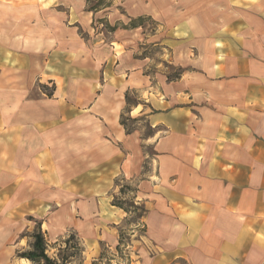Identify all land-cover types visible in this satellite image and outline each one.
Returning a JSON list of instances; mask_svg holds the SVG:
<instances>
[{"label": "crops", "instance_id": "crops-1", "mask_svg": "<svg viewBox=\"0 0 264 264\" xmlns=\"http://www.w3.org/2000/svg\"><path fill=\"white\" fill-rule=\"evenodd\" d=\"M124 183L126 264H264V0H0V264H89Z\"/></svg>", "mask_w": 264, "mask_h": 264}, {"label": "trees", "instance_id": "trees-1", "mask_svg": "<svg viewBox=\"0 0 264 264\" xmlns=\"http://www.w3.org/2000/svg\"><path fill=\"white\" fill-rule=\"evenodd\" d=\"M89 2V10H97L99 8H103L108 6L111 0H87ZM149 17H137L135 19H131L128 23L129 27H134L137 25H142L144 22L149 21ZM107 29L112 31L116 28V26L106 25ZM125 26V25H124ZM127 102L129 103L128 99ZM136 119H131L129 117H122L121 123L126 126L127 130L130 128L127 126V122L134 123ZM135 189L128 184H121L119 187V196H114L111 200V204L117 207L122 208L126 212L129 213L130 217L126 219L125 226L119 230V240L114 249L117 251V254L120 258L127 260L129 262V254L124 251V247L130 244V234L128 231L130 228L128 226L132 224H137L140 217L144 214L145 209L141 205H136L132 197L129 196V193L134 192ZM31 220L32 217H29ZM34 229L29 234L32 239V242L29 244L28 250L20 251L17 253V256L20 258L27 259L31 264H72L71 259L79 257V264H83V250L80 246L79 242L75 238L74 234H69L63 241V246L61 245L57 248L55 255H49L47 253L48 243L45 238L44 233L41 230L40 223L34 221ZM140 232L142 230L140 229ZM127 241H129L127 243ZM53 247V246H52ZM72 250V254H63L65 251ZM106 259V264H109V258L106 254V248L101 244V252L99 256L92 261L91 264H97V261H101Z\"/></svg>", "mask_w": 264, "mask_h": 264}, {"label": "rangeland", "instance_id": "rangeland-1", "mask_svg": "<svg viewBox=\"0 0 264 264\" xmlns=\"http://www.w3.org/2000/svg\"><path fill=\"white\" fill-rule=\"evenodd\" d=\"M104 24V23H103ZM105 27V26H104ZM107 28V27H106ZM140 123V125L141 126H144V130H143V132L146 134V133H148L149 132V130H148V128L145 126V124L144 123H141V122H139ZM129 125L132 127L133 126V124H131L130 122H129ZM118 184H120V183H118ZM33 220H35V219H33ZM31 222H33V221H31ZM31 233V232H30ZM29 233V234H30ZM29 234H28V236H29ZM27 241L29 242V244L32 242V239H27ZM129 241H127V243H128ZM51 245H48V247H47V253L49 254V255H53V251L51 250V247H50ZM105 247V246H104ZM106 248V247H105ZM114 248V247H113ZM24 250H28V248H26V249H24ZM72 250H69V251H65V252H63L62 253V255L63 254H72ZM123 252H125V251H123ZM106 254H107V256H108V258H109V264H126L127 263V260H124V259H120V257L118 256V254H117V251L114 249L113 251H110L108 248H106ZM79 259V257H74V258H72L71 259V261H72V264H79L78 263V260ZM96 259V258H95ZM95 259H93V260H95ZM92 260V261H93ZM92 261H90V263L89 264H91L92 263ZM106 259L104 258L103 260H101V261H97V264H106ZM83 264H85V262H84V259H83Z\"/></svg>", "mask_w": 264, "mask_h": 264}, {"label": "built area", "instance_id": "built-area-1", "mask_svg": "<svg viewBox=\"0 0 264 264\" xmlns=\"http://www.w3.org/2000/svg\"><path fill=\"white\" fill-rule=\"evenodd\" d=\"M108 249H109L110 251H113V250H114V248H110V247H108ZM123 249H124V251L127 252V254H130L129 245L126 246V247H124ZM120 259H121V258H120Z\"/></svg>", "mask_w": 264, "mask_h": 264}]
</instances>
